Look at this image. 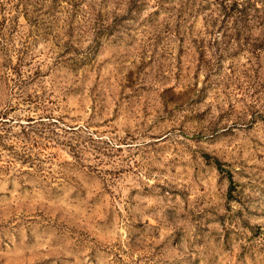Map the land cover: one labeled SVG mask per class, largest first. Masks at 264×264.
<instances>
[{
  "label": "rangeland",
  "instance_id": "374dc122",
  "mask_svg": "<svg viewBox=\"0 0 264 264\" xmlns=\"http://www.w3.org/2000/svg\"><path fill=\"white\" fill-rule=\"evenodd\" d=\"M0 264H264V0H0Z\"/></svg>",
  "mask_w": 264,
  "mask_h": 264
},
{
  "label": "trees",
  "instance_id": "16d2710c",
  "mask_svg": "<svg viewBox=\"0 0 264 264\" xmlns=\"http://www.w3.org/2000/svg\"><path fill=\"white\" fill-rule=\"evenodd\" d=\"M215 163H216V165H217V168L220 169L219 162L216 161ZM229 181L231 182V179H230V178H229Z\"/></svg>",
  "mask_w": 264,
  "mask_h": 264
}]
</instances>
